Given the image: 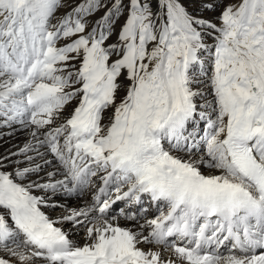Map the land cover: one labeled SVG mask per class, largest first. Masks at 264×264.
I'll return each mask as SVG.
<instances>
[{"label": "snow or ice", "instance_id": "obj_1", "mask_svg": "<svg viewBox=\"0 0 264 264\" xmlns=\"http://www.w3.org/2000/svg\"><path fill=\"white\" fill-rule=\"evenodd\" d=\"M5 128L0 264H264V0H0Z\"/></svg>", "mask_w": 264, "mask_h": 264}, {"label": "bare ground", "instance_id": "obj_2", "mask_svg": "<svg viewBox=\"0 0 264 264\" xmlns=\"http://www.w3.org/2000/svg\"><path fill=\"white\" fill-rule=\"evenodd\" d=\"M9 129H0V132L7 133ZM27 139V133L23 130L15 131L11 136H0V152L7 151L9 149L14 150L15 145H22ZM122 206V205H121Z\"/></svg>", "mask_w": 264, "mask_h": 264}]
</instances>
